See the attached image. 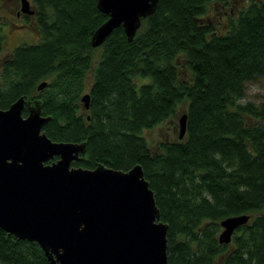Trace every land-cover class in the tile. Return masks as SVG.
Here are the masks:
<instances>
[{"label": "trees", "instance_id": "1", "mask_svg": "<svg viewBox=\"0 0 264 264\" xmlns=\"http://www.w3.org/2000/svg\"><path fill=\"white\" fill-rule=\"evenodd\" d=\"M31 1L37 41L7 47L0 21V107L47 79L43 130L86 142L72 165L139 163L167 223L169 264H264V97L243 100L264 73V0H158L131 40L119 25L97 46L107 14L96 0ZM183 112L184 134L152 147L143 131ZM241 213L248 220L220 242V220ZM0 261L51 264L2 228Z\"/></svg>", "mask_w": 264, "mask_h": 264}, {"label": "water", "instance_id": "2", "mask_svg": "<svg viewBox=\"0 0 264 264\" xmlns=\"http://www.w3.org/2000/svg\"><path fill=\"white\" fill-rule=\"evenodd\" d=\"M20 1L22 11L34 12L29 0ZM157 2L96 0L107 18L92 32L91 45L101 44L119 25L131 40ZM46 84L43 79L36 88ZM80 100L87 109L89 92ZM49 118L41 113L37 98L20 95L0 107V228L36 241L51 264H169L167 223L159 218L141 165L128 169L101 162L94 167L72 165L86 142L51 139L42 128ZM185 129L183 112L179 137ZM248 218L245 213L222 218L219 241L228 242Z\"/></svg>", "mask_w": 264, "mask_h": 264}, {"label": "rangeland", "instance_id": "3", "mask_svg": "<svg viewBox=\"0 0 264 264\" xmlns=\"http://www.w3.org/2000/svg\"><path fill=\"white\" fill-rule=\"evenodd\" d=\"M234 1L240 4L239 3L240 0H234ZM31 6L33 5L31 4ZM212 18L214 21H217V17H215L214 15L212 16ZM16 21H20V20L17 19ZM1 31L5 35L7 47L13 46L23 41L35 42L38 40V32H32V30H30L29 28L15 30L14 32L12 31V33L11 32L9 33L10 35L8 34L6 28L2 27ZM38 92H40V89L35 88V90L31 94L32 96L29 95L28 98L31 99V97L32 98L34 97L40 99ZM263 97H264V73L246 82L245 95L243 97V100H252L258 103L260 102L261 99H263ZM174 129L176 134L178 132V117L175 118L173 122L166 120L157 124L151 129H145L143 132L144 135L147 137L150 145L152 147H155L156 143H158L160 139H162L164 136L171 135L174 132Z\"/></svg>", "mask_w": 264, "mask_h": 264}, {"label": "flooded vegetation", "instance_id": "4", "mask_svg": "<svg viewBox=\"0 0 264 264\" xmlns=\"http://www.w3.org/2000/svg\"><path fill=\"white\" fill-rule=\"evenodd\" d=\"M29 2L32 4L31 0ZM0 21H4L2 23V27L6 28L8 34L15 30L26 29L29 28L32 32H37L34 25V13H27L21 10V1L20 0H2L0 3ZM20 21H16V20ZM10 35V34H9ZM27 100H33L26 97ZM26 108L23 109V114L25 115ZM175 132V129H174Z\"/></svg>", "mask_w": 264, "mask_h": 264}]
</instances>
